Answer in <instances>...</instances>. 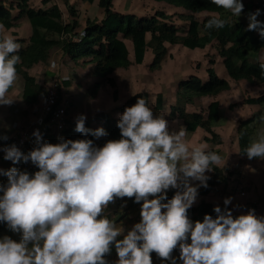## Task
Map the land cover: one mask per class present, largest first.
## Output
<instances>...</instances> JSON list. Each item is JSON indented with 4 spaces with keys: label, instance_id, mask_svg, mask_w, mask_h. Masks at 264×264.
<instances>
[{
    "label": "trees",
    "instance_id": "trees-1",
    "mask_svg": "<svg viewBox=\"0 0 264 264\" xmlns=\"http://www.w3.org/2000/svg\"><path fill=\"white\" fill-rule=\"evenodd\" d=\"M32 0H14L9 5L0 3V27L11 30L17 26L22 18H27L31 26L29 39H16L4 43L0 35V63L10 72L19 75L24 82L23 100L27 106H36L45 97L47 90L44 84L39 82L30 72L38 64H44L49 60L50 52L56 47H61L65 56L73 62H82V65H92L94 73L104 83L113 89V100L118 98L117 83L112 75L120 69H129L132 65L140 66L145 63L146 57L153 54L149 69L158 71L169 56L168 47H183L189 50H204L208 45L215 43L218 57H220L229 78L233 81H245L250 86L264 85V61L251 62L250 54L264 51V29L261 32L246 30L245 24L234 18H226L224 13L232 12L233 2L230 0H153L164 3L173 8H180L187 13H180L178 17L187 23L188 27L181 32L180 27L174 23V14H167L158 10L151 16H136L124 14L113 8V0H84L89 4L98 2V6L104 10V18L100 22L86 20L85 28L81 27L78 20H72L69 24L62 20V11L53 4L47 8L35 9L30 6ZM51 1L44 0V4ZM68 6L69 14L76 18V11L70 0H64ZM247 11L250 6H247ZM13 12H16L14 15ZM190 14H189V13ZM201 12H213L217 15H209L202 21H198L194 14ZM219 15V16H218ZM264 23H262L263 27ZM53 35L55 38H50ZM17 37V34L14 35ZM130 42L131 51L127 45ZM18 45V47H17ZM214 58L208 60L207 80L191 75L177 83L175 90V103L171 105L176 120H180L187 132L194 133L201 128L207 132L208 137L204 141L215 146L222 144L221 137L215 133L214 125L221 116L220 103L215 98L223 92L231 89L230 83L218 76L214 65ZM69 82L65 85L68 86ZM102 83L94 86L95 95ZM212 98L213 101L206 110L188 112L187 107L195 108L196 100ZM144 95L134 94L123 105L117 108L118 112L132 115L137 121H128L111 117L101 113L97 119L103 123L104 138L95 139L93 130L89 124L80 127H69L63 133L64 141L52 148L44 146L36 149H27L23 153L27 157H44L58 160L64 159L73 164L72 171L67 176L56 177L58 182L51 184L48 178L41 175L14 173L13 168H7L1 175L2 189H0V202L10 200L14 196L30 191L32 200L43 201L51 197L58 184H64L75 189L88 201V196L78 190L79 186L94 184L100 181L104 184H112L117 192L118 209L128 203L126 209L138 210V206H158L166 204L173 199L154 200L146 196L143 187L137 188L136 181L147 176V170L135 165L127 171L125 161L120 151L121 144H126V153L139 152L144 147L146 132L153 126V110H142ZM243 106L264 107V95L247 97L240 103H233L230 109ZM163 107V95L157 94L155 110ZM260 117V113L254 114L247 120L237 122V139L239 154L241 157L250 156L253 153L251 124ZM160 139L171 137L162 131H157ZM9 143L8 139L0 135V147ZM91 149L97 153V157L88 162L83 157L85 150ZM220 150L211 148L201 154L202 162L213 172L212 178H206L203 186L197 191L201 196L210 194L219 184L225 181L224 171L215 165ZM54 199V197H51ZM70 202L76 199L68 198ZM89 206V203H87ZM97 210V209H96ZM12 211L0 215V240L3 233L9 227V219ZM97 218L96 213H91ZM141 213L139 214V216ZM101 216V215H100ZM100 218V217H99ZM108 219L99 220L98 244L102 248L99 264H111L120 257L122 260L133 259H166L170 261L175 257L189 255L196 252L198 255L204 247L215 239L227 234L232 241L227 240V252L225 260L230 264H264V256H258L261 251V242L257 235H253L246 224L224 213H217L213 205L202 201L200 204L185 209H167L157 213L152 219L139 225V233L134 238V248L130 251L118 254L115 250L118 241L106 244L103 237L110 236ZM53 222L62 230H69L68 237L72 234V227L76 222L75 217H68L57 208ZM168 225L170 234L158 240L152 245L142 230L147 233L153 228L161 235V229ZM234 247L245 250L251 249L255 257L237 259L233 257ZM247 259V260H246ZM179 258L167 264H177Z\"/></svg>",
    "mask_w": 264,
    "mask_h": 264
},
{
    "label": "rangeland",
    "instance_id": "rangeland-1",
    "mask_svg": "<svg viewBox=\"0 0 264 264\" xmlns=\"http://www.w3.org/2000/svg\"><path fill=\"white\" fill-rule=\"evenodd\" d=\"M33 1H35L37 6L43 9L49 8L52 2H54L62 11V20L64 23L69 24L72 20L79 21L81 27L78 28L77 31L85 28L86 20L90 19L94 22H100L105 16L104 10L98 6V2L89 4L84 0H70L71 5L74 6L76 11V18H73L69 14L68 6L65 5L64 0H49L51 2L47 4L43 3L44 0ZM230 1L234 4L231 9L232 12L229 14L224 13L226 18H234L235 20L243 22L246 30L261 32L264 29V25L262 27L264 18H260L256 13L247 14L246 10L248 7L244 0ZM4 2L3 0V4H5ZM37 6L33 7V3L31 4V7L35 9L39 8ZM113 8L124 14H134L138 17L151 16L154 15L156 11L161 10L169 15L174 14L173 21L180 27L181 32L188 27L187 23L181 21L178 17V14L181 12L187 13L186 10L176 9L164 3L154 2L153 0H113ZM212 14L217 15V13L213 12H201L199 14H194V17L198 21H202L205 17ZM18 23L21 25L17 24L13 29L17 31L19 37H26L25 40L27 41L30 35L28 32L30 23L27 18H22ZM49 37L55 38L53 35ZM127 45L131 51V58L133 59V49L130 42H127ZM215 47L216 44L212 43L202 51L169 46V56L163 63L164 69L161 68L154 72L149 69L153 57L151 53L146 57L143 65H132L129 70H117L115 72V79L116 83H118V91H121V100L119 102L122 104L134 94L142 93L145 97L143 100L144 111H159L151 106V100L154 99L153 102H156L155 94L162 93L161 91H163L167 98H169V91L171 88L177 87V83L180 80L186 79L187 76L195 75L201 79L207 80L208 76L205 78L202 76L207 74V68L209 67L208 60L210 58L216 60L220 59ZM250 60L251 62L264 61V51L256 54L251 53ZM82 64V62H73L69 57L65 56L59 46L51 50L49 60L46 63L38 64L30 73L35 76L39 82L44 84L45 87H48L54 77L59 80L70 78L72 88L69 87L66 90L65 86V94L68 95L67 97H69L71 105L75 110L74 112H82L78 114L80 116L76 118V124H83L85 122L84 119L89 118L88 115H91V112H89L87 108L92 107L93 104L95 109L99 111V114L106 113L116 118L115 113L117 112V108L121 106L118 104V98L116 101L113 100V95L110 93V86L106 84V86L103 85L102 89L99 91L100 98L94 103L92 100L95 99V97L92 96V93L95 90L94 86L101 81V78L92 71V65L84 66ZM214 68L218 76L222 78L225 71L223 64L216 65ZM0 69L3 70L4 68ZM0 75L2 74L0 73ZM225 76L233 88L231 92L222 94V115L225 116L226 119L225 117H220V122L218 123L219 128H223L232 123L230 122L231 119H228L229 117L226 116L227 114L230 115L234 113V111L228 110L229 104L241 102L242 99L244 100L247 97L264 95V85L250 86L245 81L239 83L231 80L228 74ZM3 77L4 75L2 78ZM7 79L9 78L7 77ZM11 79L14 80L15 78L11 77ZM16 80L17 79L13 81L15 91L18 90V83L20 87V82ZM0 81L2 82V80ZM7 84L8 80L6 81V85ZM3 85H5V83H3ZM7 90V87L1 89L2 92ZM215 99L218 101L219 96ZM208 100L209 99H197L195 108L193 107V109L196 111L203 110L204 106L202 102H207ZM13 106L16 108L18 105L13 103ZM37 107H31L25 110L26 115L18 116V118L25 120L29 115H36L39 110ZM95 109H92V114L96 112ZM245 109L246 110L240 109L236 112L238 115L242 116V119L239 120H247L260 111L259 119L251 124V131L254 134L252 146L255 152L249 157L246 156L242 158L239 151L236 152L230 142L232 141L233 135L237 137V122L239 120H236L234 124L236 127L235 130H233L232 126H230V129L224 128L228 145L225 147V153L220 157L217 165L225 172V181L219 184L221 187L218 185L219 188L215 191L218 200L215 207L213 205V208L217 213H224L244 222L247 229L253 235H257L261 242L260 254L258 252V256L261 258L264 256V134H259V132L264 127V107H259L253 114L248 108ZM164 114L168 115L165 133H167L171 139L153 138L155 143L149 149L148 158L146 156L143 157V154L126 153V146L124 144L120 146L127 171L134 165L142 169L148 168L147 176L137 179V188L143 187L142 185L145 181L156 178L157 175H166L167 178L172 180L175 179L174 188H183L185 183H183L184 176L182 175V171L183 168L189 164L186 162L190 158L189 162L193 163L195 168H197L196 172L203 174L201 171L202 167H205L201 160L203 149L201 143L197 142V138H202L201 136L204 130L200 129L193 137H187L186 140L191 141V143H188L184 135H188V133L184 129L178 130L175 122L176 119L172 117L174 114L172 109L170 108L169 111ZM79 120H83V123L79 122ZM24 123H18L12 120L10 128L12 129V126L17 124L15 130L17 133L18 129L25 126ZM179 123H181L180 120ZM155 128L156 130L160 128L158 121L155 124ZM3 138L8 139V137ZM148 139L149 137L147 138V145H149ZM60 143H63V139ZM180 143L181 145L186 144V147H191L193 150L187 152L179 151V153H176V149ZM97 156V153L91 149L85 150L83 154V157L88 162H92ZM5 163L11 165L10 160H6ZM8 167L9 166H7V168ZM198 167L200 169H198ZM170 173L173 174L172 177L174 179L170 176ZM204 176H206V174H204ZM49 181L51 184H55V182L59 180L58 178H52L49 179ZM1 184L2 180L0 181V189H2ZM58 185L59 186L51 193V197H54V199L49 197L42 201L44 203V210L50 215L53 224L51 226L46 224V221L40 219L35 212L26 213L23 210V201L33 198L29 190L14 196L10 200L0 202V215L12 211L8 222L9 227L6 228V231L3 233V238L0 240V264H99L102 248L97 240L99 239L98 228L100 222L96 219L110 218L108 219V227L111 234L108 237H103V241L106 244L118 241L115 250L118 254H121L122 252L130 251L134 248L133 240L137 233H139V225L141 223L152 219L162 210H167L169 208L183 210L187 207H193V205L191 206L190 196L181 193L182 190L178 193L180 199L176 201L171 200L174 202L171 206L167 205V203L158 206H138V210L133 211L130 208L126 209L128 206L127 202H124V206L118 209L117 192L110 183L104 184L98 182L96 184L79 186L78 190L83 192L85 196H88V201L86 199L87 197L84 198L75 189L64 184ZM191 187L194 188V184L191 185ZM241 191H245L246 196H241ZM145 193L146 196H150L148 191L145 190ZM169 194L174 197V191H171ZM68 198L76 199L77 202H70ZM191 200L193 199L191 198ZM87 203H89V206ZM57 208L61 209L62 213L67 215V218L75 217L76 219V222L71 225L73 235L70 237H68L69 230H62L60 226L53 222V216L56 215ZM91 213H96L97 218L92 216ZM140 213L141 215L139 216ZM170 231L171 228L166 225L161 229V235L155 228H153V230L151 229L149 233H147L145 228L141 233L145 235L152 245H156L158 240L169 235ZM227 240L232 241V238L224 234L223 237L208 243L198 255L196 252H192L189 255L182 256V258L175 257L170 261L172 262L179 258L180 260H178L177 264H230L231 262H228L227 259L225 260L224 256L227 252ZM232 249L234 260L256 256L251 249L245 250L241 247H234ZM130 261L131 260L125 261L117 257V260L111 264H167L170 262L162 258L154 259V257L152 259H133L132 263H130ZM243 264H249L248 260L247 262L244 261Z\"/></svg>",
    "mask_w": 264,
    "mask_h": 264
},
{
    "label": "crops",
    "instance_id": "crops-1",
    "mask_svg": "<svg viewBox=\"0 0 264 264\" xmlns=\"http://www.w3.org/2000/svg\"><path fill=\"white\" fill-rule=\"evenodd\" d=\"M5 2V5H9V3H11L12 1H14V0H4ZM52 1V0H51ZM0 3H3V0H0ZM33 3V7H36L37 6V4H35V1H31L30 2V6H31V4ZM52 3H54V2H52ZM55 4V3H54ZM37 7H39V6H37ZM40 8V7H39ZM43 9V8H42ZM177 9H180V8H177ZM181 13H183V12H181ZM13 14L15 15L16 14V12H13ZM22 20V19H21ZM20 20V21H21ZM19 21V22H20ZM22 23V22H21ZM18 24H20V23H18ZM21 25V24H20ZM28 32L31 34V26L30 27H28ZM15 33L16 34H18L17 33V31H15V29H11V30H6V29H4V28H2V27H0V35L2 36V38H3V41H4V43H7V42H10V41H13V40H16V39H26V37H24V38H22V37H19V35H17V37H15L14 35H15ZM28 34V33H27ZM27 36V35H26ZM29 37H30V35H29ZM17 47H18V45H17ZM203 51V50H202ZM148 56V55H147ZM215 61H216V63H215V65H214V67H216V65H219V64H221L222 63V61H221V59H215ZM1 64V63H0ZM205 66V65H204ZM0 68H4L3 70L2 69H0V73L2 74V75H0V80H2V82L0 81V134H1V136L2 137H8V138H10V137H12V136H14L15 135V133H16V126H17V124H14L13 126H12V129L10 128V124H11V122H12V120L14 121V122H25L24 124L26 125V124H29L32 120H33V118H34V116L35 115H33V116H28L25 120H22V118H18V116H22V115H26V113H25V110H27V109H29V108H31V107H37L38 105H36V106H27L26 104H25V102H24V100H23V91H24V82H22L23 81V79L19 76V75H17V74H14V73H12V72H10L9 70H7V68H5L4 67V65L3 64H1L0 65ZM162 68L164 69V65H162ZM33 70H34V68H33ZM32 70V71H33ZM123 70V69H122ZM124 70H129V69H124ZM216 70V69H215ZM227 74V71L225 70L224 71V74H223V76H222V78L223 79H226L227 80V78H226V75ZM4 75V77L2 78V76ZM9 75V76H8ZM207 76V74H205L204 76H202L203 78H205ZM7 77L9 78V79H7ZM11 77H13V78H15V79H17L16 81L18 82H20V87H19V83H18V90H16L15 91V86H14V83H13V81L15 80H13V79H11ZM112 77L115 79V73L112 75ZM186 77V76H185ZM188 77V76H187ZM186 77V78H187ZM2 78V79H1ZM22 80H20V79ZM8 80V84L6 85V81ZM72 80V79H71ZM116 80V79H115ZM202 80H205V79H202ZM239 83H243V81H238ZM3 83H5V85H3ZM99 83H102L101 84V87L99 88V90L97 91V93L95 94V95H92L93 97H95V99H93L92 101L94 102V103H96L97 102V100L100 98L99 96H100V90L102 89V86L103 85H105L106 86V84L107 83H104L103 82V80H101ZM247 83V82H246ZM245 84V83H244ZM248 84V83H247ZM2 85H3V87H7L8 88V90L7 91H4V92H2L1 91V89L3 88L2 87ZM117 85H118V83H117ZM231 85V84H230ZM72 88V85H71V83L69 82L68 83V86H67V89L68 88ZM232 86H231V90H229L228 92H231L232 91ZM117 89V91H118V87L116 88ZM110 93H112L113 92V89L110 87ZM175 90H176V87H173V88H171V90L169 91V93H170V97L169 98H167V96L164 94V92L163 91H161L162 93V95H163V107H162V109L161 110H159V111H155V116H154V120H153V126H152V129L150 130V131H148V132H146V135H145V140H144V147H143V149L139 152V154H143V157H147L148 158V154H149V149H150V147L151 146H153L154 145V141H153V138H157V139H159L157 136H156V132L157 131H162L163 133H165V130H166V122H167V116L168 115H166V114H164V113H166L167 111H169V109L171 108V105H173L174 103H175ZM223 93H226V92H223ZM223 93H221L220 95H219V99H218V101H219V103H220V109H221V118H224L225 116H223L222 115V112H223V105H222V101H221V97H222V94ZM157 94H159V93H157ZM157 94H155V96H157ZM112 95H113V93H112ZM118 102L121 100V91H118ZM145 98V97H144ZM206 99H209L207 102H205V101H203L202 103H203V106H204V111L206 110V107L210 104V102L211 101H213V99L212 98H202V100H206ZM154 101V99L153 100H151V106L152 107H155V103L153 102ZM242 101H243V99H242ZM241 101V102H242ZM117 102V103H118ZM13 103H15L16 105H18V106H16V108H15V106H13ZM125 102H123L122 104H121V102H119L118 104H120V105H123ZM235 103H240V101L239 102H235ZM229 105H231V104H229ZM87 106V105H86ZM17 107H19V108H17ZM84 107H85V105H84ZM95 109V106H94V104H93V106L92 107H89V108H87V110L89 111V112H91V115L89 114L88 116H89V118H86V119H84V118H82V119H84V123H83V120H79V122H82L83 124H76V121H77V117L78 116H80V115H78V114H81L82 112H74L75 110H74V108L72 107L71 108V110H70V112H69V115H70V120H69V125L71 126V127H80V126H82V125H84V124H89L90 125V127H91V129L93 130V133H94V138L95 139H97V140H99V139H102V138H104V129L102 128V122H100L99 120H97L96 118H97V116L99 115V111L97 110V109H95L96 110V112H94L93 114H92V109ZM245 108H248V110H250V112H252V114L255 112V110L256 109H259V106H254V107H249V106H243V105H239L238 107H236V108H233V109H230V107L228 106V110L229 111H234V113L233 114H230V115H226V116H228L229 118L228 119H231L230 120V122H232L230 125L228 124L227 126H225V127H223V128H219L218 126V123L220 122V119H219V121L215 124V126H214V131L217 133V134H219L220 136H221V138H222V144L220 145V146H215L214 144H210V143H207V142H205L204 141V138L205 137H208L209 135L207 134V132L204 130L203 131V134H202V138H200V137H198L197 138V142L198 143H201V147H202V149H203V151L204 150H208V149H211V148H214V149H217V150H220V154H219V157H218V159L215 161V164L217 165L218 164V161L220 160V157L221 156H223L224 155V153H225V147L228 145V140H227V136H226V134H225V130H224V128H226V129H230L231 127L230 126H232L233 127V130H235V126H234V124L236 123V120L238 121L239 119H242V116L241 115H238V113H236L238 110H240V109H242V110H246ZM142 110L144 111V108H143V102H142ZM187 111L188 112H193V111H195L194 109H193V107H191V106H188L187 107ZM260 112V111H259ZM115 116H116V118H121V119H125V120H128V121H137V119L136 118H134L132 115H130V114H126V113H122V112H116L115 113ZM13 118H16V119H13ZM225 119H226V117H225ZM31 120V121H30ZM157 121H158V123L160 124V128L158 129V130H156V128H155V124L157 123ZM176 122V124H177V127H178V130L180 131V130H185V128H184V125H183V123L181 122V123H179V120H176L175 121ZM23 127V126H22ZM201 128H199V129H197V131L196 132H194V133H189V132H187L188 133V135H186V134H184L185 135V140H186V138L188 137V138H191V137H193L194 136V134H196V133H198L199 132V130H200ZM203 130V129H202ZM225 131V132H224ZM165 134H167V133H165ZM259 134H264V127H263V129L259 132ZM254 134L252 133V140H253V138H254V136H253ZM149 137V145H147V138ZM58 139V138H57ZM187 141V140H186ZM230 141V140H229ZM60 142H61V138L59 139V141H57L55 144H52V146H54V145H57V144H60ZM188 143H191V141L190 140H188L187 141ZM231 143H232V145H233V147L235 148V150H236V152H238L239 151V145H238V139H237V137H235L234 135H233V138H232V141H230ZM126 147H127V145L126 144H124ZM254 149V148H253ZM189 150H193V148H191V147H186V144H184V145H181V143H180V145L178 144V147H177V149H176V153H179V151L180 152H187V151H189ZM202 151V152H203ZM254 152H255V149L253 150V153L252 154H254ZM251 154V155H252ZM249 157V156H248ZM89 158V157H88ZM242 158H244V157H242ZM144 159V158H143ZM191 159V158H190ZM190 159H188L187 160V162L186 163H189L187 166H185L184 168H183V171H182V175L184 176L183 177V179H184V181H183V183H185V186H183V188H182V192L181 193H185V194H188L189 196H190V201H191V206L193 205H198L199 203H201L202 201H204V202H207V203H211L212 205H214V207H215V205H216V203H217V200H218V198L216 197V194H215V191L219 188L218 186H217V188H215L210 194H208L207 196H201V195H199L198 193H197V191L203 186V184H204V181H205V179L207 178V177H209V178H212L213 177V172L204 164V166L205 167H202V169H201V171L203 172V174H201V173H197L196 172V170H197V168H195V166L193 165V163H190L189 161H190ZM201 160H202V158H201ZM199 162V161H198ZM195 163V162H194ZM203 163V162H202ZM7 166H11V165H9L8 163H5V162H0V175L4 172V170L7 168ZM200 166V165H199ZM218 166V165H217ZM221 168V167H220ZM146 170H148V168L146 167L145 168ZM198 169H200L199 167H198ZM167 173V172H166ZM225 173V172H224ZM171 174V173H170ZM204 174H206V176H204ZM157 176H161V175H157ZM156 176V177H157ZM171 177L173 176V174H171L170 175ZM173 178V177H172ZM174 179V178H173ZM98 182H100V181H97L96 183H98ZM173 182L175 183V179L173 180ZM96 183H94V184H96ZM180 184H182V183H180ZM194 184V188L193 187H191V185H193ZM220 186V185H219ZM221 187V186H220ZM191 198L193 199V200H191ZM172 203H174V202H168L167 203V205H169V206H171V204Z\"/></svg>",
    "mask_w": 264,
    "mask_h": 264
},
{
    "label": "built area",
    "instance_id": "built-area-1",
    "mask_svg": "<svg viewBox=\"0 0 264 264\" xmlns=\"http://www.w3.org/2000/svg\"><path fill=\"white\" fill-rule=\"evenodd\" d=\"M250 11L264 17V0H244ZM69 78L61 80L52 79L46 87L47 93L37 107L39 110L33 120L18 129L14 136L10 137L8 145L0 147V160H10L16 173L42 175L47 178L67 176L73 169V164L66 160H52L43 157H26L22 151L36 149L50 145L51 138L61 135L70 120L69 112L71 102L64 89L65 82ZM145 188L156 198H161L171 191V184L162 178L148 180ZM245 196L244 191L240 192ZM43 202L26 199L22 203L26 213L35 212L46 224L53 225L49 213L44 210Z\"/></svg>",
    "mask_w": 264,
    "mask_h": 264
},
{
    "label": "clouds",
    "instance_id": "clouds-1",
    "mask_svg": "<svg viewBox=\"0 0 264 264\" xmlns=\"http://www.w3.org/2000/svg\"><path fill=\"white\" fill-rule=\"evenodd\" d=\"M246 13L247 14H251V13H254V12H252V11H247L246 10ZM261 18V17H260ZM262 18H264V17H262ZM183 48V47H182ZM66 82H70V78H69V80L68 81H66ZM65 82V83H66ZM66 86V85H65ZM66 90H67V86H66ZM42 101V100H41ZM40 101V102H41ZM40 102H39V104H40ZM72 106V105H71ZM218 122V121H217ZM216 122V123H217ZM215 123V124H216ZM70 127V125H69V122H68V125H67V129ZM185 128V127H184ZM214 129V128H213ZM66 131V130H65ZM64 131V132H65ZM63 132V133H64ZM187 132V131H186ZM63 133L61 134V135H59L58 136V139H57V137H55V138H51V140H50V147H52V148H54V147H56V146H58V145H60V144H57V145H54V146H52V144H55L57 141H59V139L61 138V141H62V139H63V141H64V138H63ZM190 133V132H189ZM216 133V132H215ZM1 135V134H0ZM219 135V134H218ZM220 136V135H219ZM221 137V136H220ZM10 138H8V140H9ZM10 141V140H9ZM221 141H222V139H221ZM8 145V144H7ZM6 146V145H5ZM3 147V146H2ZM41 148V147H40ZM27 150V149H26ZM209 150V149H208ZM25 151V150H24ZM24 151H22V154L24 155V156H26L23 152ZM204 151H206V150H204ZM202 154V153H201ZM27 157V156H26ZM44 158V157H43ZM48 159V158H47ZM53 160V159H52ZM58 160H61V159H58ZM62 160H64V159H62ZM0 162H5V161H2V160H0ZM204 164V163H203ZM216 165V164H215ZM8 168H13V170H14V173H16L15 172V169H14V166L12 165V163H11V166H9ZM7 169V168H6ZM5 169V170H6ZM20 174H22V173H20ZM33 175H35V174H33ZM42 176V175H41ZM47 178V177H46ZM158 178H162V179H165V180H167L170 184H171V191H174V197H173V199L172 200H179L180 199V196H178V193H179V191H181L182 190V188L181 187H177V188H174V182H173V180L172 179H170V178H167L166 177V175L165 176H163V175H161V176H157L156 178H152V179H158ZM48 179H52V178H48ZM53 179H55V178H53ZM152 179H149V180H152ZM148 181V180H147ZM146 182V181H145ZM145 182L143 183V188L146 190V191H148L146 188H145V186H144V184H145ZM170 191V192H171ZM178 191V192H177ZM170 192H168L167 193V195H165L164 197H161V198H156V197H154L153 195H152V193L150 192V191H148V193L150 194V197L152 198V199H154V200H166L168 197H170ZM245 192V191H244ZM246 193V192H245ZM246 196V195H245ZM168 202H171V201H168ZM167 202V203H168ZM200 204V203H199ZM211 204V203H210Z\"/></svg>",
    "mask_w": 264,
    "mask_h": 264
}]
</instances>
